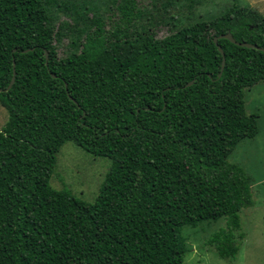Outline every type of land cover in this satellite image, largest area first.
Returning <instances> with one entry per match:
<instances>
[{"label": "trees", "instance_id": "1", "mask_svg": "<svg viewBox=\"0 0 264 264\" xmlns=\"http://www.w3.org/2000/svg\"><path fill=\"white\" fill-rule=\"evenodd\" d=\"M210 1L0 0V264H185L182 228L222 218L236 257L264 51L214 38L264 48V14ZM67 142L111 161L92 203L50 184Z\"/></svg>", "mask_w": 264, "mask_h": 264}, {"label": "rangeland", "instance_id": "2", "mask_svg": "<svg viewBox=\"0 0 264 264\" xmlns=\"http://www.w3.org/2000/svg\"><path fill=\"white\" fill-rule=\"evenodd\" d=\"M150 4L151 0H138ZM212 10L218 12L220 6L231 0H211ZM264 14V0H241ZM210 10V5H208ZM168 33L166 28L158 31L159 37ZM67 40L58 45L60 56H65ZM245 102L248 114L259 115V132L253 138L239 142L229 155L232 163L244 167L250 177L254 206L241 211L243 239H238L240 250L234 258L221 257L216 249L208 244L209 238L220 228L226 227V218L205 221L197 227L186 225L181 234L188 246L185 264H264V81L245 89ZM8 112L0 102V129L8 120ZM58 161L50 184L56 189H67L78 199L92 203L96 200L100 187L111 166L104 157H94L73 142L65 143L57 155Z\"/></svg>", "mask_w": 264, "mask_h": 264}, {"label": "water", "instance_id": "3", "mask_svg": "<svg viewBox=\"0 0 264 264\" xmlns=\"http://www.w3.org/2000/svg\"><path fill=\"white\" fill-rule=\"evenodd\" d=\"M220 38H227V39L231 40V41L234 42V43L241 44V45H243V46H248V47H256V48H258V49H262V50L264 51V48H261V47H259V46L254 45V44L247 43V42L240 43V42L236 41V39L234 38V36H233V34H232L231 32H228V33H225V34H221V35L216 36V37L214 38L216 44H218V40H219ZM218 48H219L220 52H221L222 55H223V60H222V71H223V70H224V67H225V65H226L225 52H224V50H223V48H222L221 45H218ZM221 74H222V72L219 74V76H221ZM14 82H15V76L12 78L11 83H10L9 86L5 89V91H8V90L12 87V85L14 84ZM191 83H192V82H191ZM191 83H190V84H191ZM2 91H4V89H1V88H0V92H2Z\"/></svg>", "mask_w": 264, "mask_h": 264}]
</instances>
